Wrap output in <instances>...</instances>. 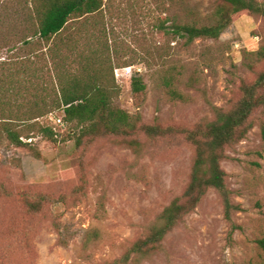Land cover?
Returning <instances> with one entry per match:
<instances>
[{"label":"rangeland","instance_id":"obj_1","mask_svg":"<svg viewBox=\"0 0 264 264\" xmlns=\"http://www.w3.org/2000/svg\"><path fill=\"white\" fill-rule=\"evenodd\" d=\"M216 7L217 0H104L60 37L26 45L27 0H0V108L51 110L61 79L97 78L112 106L139 114L143 124L215 121L212 107L229 111L242 86L264 72V16L240 12L217 39L188 42L171 30L213 24ZM135 76L146 85L140 95ZM36 121L54 139L23 130L29 146L16 147L0 132V264H113L189 182L194 148L181 134L148 139L139 132V151L118 136L78 147L81 126L65 122L62 111ZM250 121L221 163L239 207L232 219L209 189L162 250L132 255L128 264H264V108ZM28 203L41 209L30 213Z\"/></svg>","mask_w":264,"mask_h":264},{"label":"trees","instance_id":"obj_2","mask_svg":"<svg viewBox=\"0 0 264 264\" xmlns=\"http://www.w3.org/2000/svg\"><path fill=\"white\" fill-rule=\"evenodd\" d=\"M103 5L104 0H27L28 35L24 44L49 43L60 37L70 21L94 14ZM244 11L264 16V8L256 0H217L213 24H173L171 30L185 37L188 42L198 38L217 39L230 26L233 16ZM65 80L60 81V97L53 103L51 110L42 109L36 103L22 111L19 107H9L8 110L0 108V132L14 146H29L21 140L23 130L38 129L49 139H54L53 129L41 126L36 120L44 113L58 109L62 111L65 122H76L81 126L76 138L78 147L99 137L118 136L122 137L124 144L139 151L137 133L141 132L148 139L181 134L194 148L190 178L183 193L163 209L149 233L133 243L124 256L113 264H128L132 255L149 256L162 250L165 237L194 212L209 189L219 193L225 216L229 221L232 219L239 207L232 203L231 191L226 182L227 174L221 163L227 157L226 149L241 141L251 129L250 118L253 113L264 108V93L260 90L264 85V72L254 83L242 86L241 98L229 111L223 112L212 107L216 120L201 122L192 128L143 124L139 114L131 115L113 107L110 92L97 78L87 83L79 78ZM132 89L134 94L140 95L146 90V85L140 77L135 76L132 77ZM262 133L264 136V125ZM34 153L38 158L41 157L37 151ZM3 190L0 185V194ZM28 204L30 213L41 209L40 203ZM259 244L264 250V240L259 241Z\"/></svg>","mask_w":264,"mask_h":264}]
</instances>
